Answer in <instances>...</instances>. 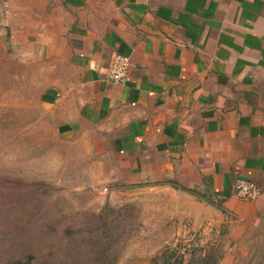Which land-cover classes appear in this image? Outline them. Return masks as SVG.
Here are the masks:
<instances>
[{"label": "crops", "instance_id": "1", "mask_svg": "<svg viewBox=\"0 0 264 264\" xmlns=\"http://www.w3.org/2000/svg\"><path fill=\"white\" fill-rule=\"evenodd\" d=\"M30 3L27 47L58 69V133L89 136L118 190L171 193L173 222L241 264L264 207V0ZM114 53L126 84L108 79ZM240 179L261 195L237 197Z\"/></svg>", "mask_w": 264, "mask_h": 264}, {"label": "rangeland", "instance_id": "2", "mask_svg": "<svg viewBox=\"0 0 264 264\" xmlns=\"http://www.w3.org/2000/svg\"><path fill=\"white\" fill-rule=\"evenodd\" d=\"M35 15L0 0V264H189L202 236L173 222L171 193L118 190L89 136L58 133L46 95L58 69L25 41ZM263 232L264 207L251 244Z\"/></svg>", "mask_w": 264, "mask_h": 264}, {"label": "built area", "instance_id": "3", "mask_svg": "<svg viewBox=\"0 0 264 264\" xmlns=\"http://www.w3.org/2000/svg\"><path fill=\"white\" fill-rule=\"evenodd\" d=\"M130 65L131 61L128 56L114 53L108 66V79L115 84H126L128 81ZM261 192L262 190L260 186L247 179L238 180L235 186L236 196L245 200L256 199L261 195Z\"/></svg>", "mask_w": 264, "mask_h": 264}, {"label": "trees", "instance_id": "4", "mask_svg": "<svg viewBox=\"0 0 264 264\" xmlns=\"http://www.w3.org/2000/svg\"><path fill=\"white\" fill-rule=\"evenodd\" d=\"M263 230V226L259 228ZM261 232V231H260ZM264 233V232H263ZM258 240V241H257ZM255 243L251 244V237L249 238V245L251 250V260L249 264H264V239H257ZM252 247V248H251ZM192 256L189 264H219V258L215 249L200 247L193 248ZM9 264H26L24 261H11Z\"/></svg>", "mask_w": 264, "mask_h": 264}]
</instances>
